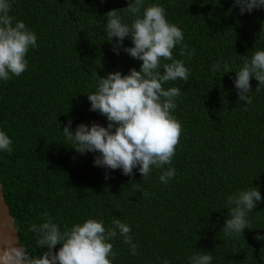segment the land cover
I'll list each match as a JSON object with an SVG mask.
<instances>
[{"label": "trees", "instance_id": "trees-1", "mask_svg": "<svg viewBox=\"0 0 264 264\" xmlns=\"http://www.w3.org/2000/svg\"><path fill=\"white\" fill-rule=\"evenodd\" d=\"M10 2L14 22L37 37L25 57L26 71L0 80V131L13 148L0 151V183L22 249L42 255L45 249L29 227L48 213L62 232L90 218L106 229L114 219L127 224L138 254L118 234L108 241L112 264H190L189 257L201 251L210 252L211 264H264V240L255 238L264 236V88L255 91L253 78L247 104L233 84L243 58L264 50V9L241 15L233 0H145V6H162L168 22L182 30L173 56L190 69L187 82L163 85L181 90L171 115L182 125L172 162L164 166L174 168L175 176L164 184V169L153 167L143 180L138 169L129 177L94 167L97 154L78 153L62 132L68 120L72 131L81 123L107 127L106 117L90 111L87 94L109 73L139 70L142 62L123 48L114 53L105 31V14L113 9L131 25L124 10L129 0ZM184 45L190 58L180 55ZM123 46L132 47L131 39ZM217 62L221 68L214 71ZM224 64L232 71L224 74ZM254 187L262 200L247 216L250 229L225 235L227 198Z\"/></svg>", "mask_w": 264, "mask_h": 264}, {"label": "clouds", "instance_id": "clouds-1", "mask_svg": "<svg viewBox=\"0 0 264 264\" xmlns=\"http://www.w3.org/2000/svg\"><path fill=\"white\" fill-rule=\"evenodd\" d=\"M233 7H238L241 15L251 14L253 10L264 9V0H233ZM124 10L133 17L131 25L122 22L118 15L120 9L105 14L107 41L112 44L115 54L119 55L123 48L131 58L141 61L139 70L132 68L127 75L119 71L109 73L99 79L94 93L87 94L90 111L106 117L107 127L95 122L91 126L81 123L72 131V121L68 120L62 132L78 153L97 154L94 167L119 169L129 177L134 175V169H138L144 180L153 167L164 169L165 165H170L175 155L182 125L171 112L177 107L175 101L181 90L178 87L165 89L163 85L177 79L187 82L190 69L183 60L173 56V49L182 43L184 34L178 26L168 22L162 6H145V0H129ZM10 11V0H0V80L3 81L26 71L25 57L37 43L35 33L22 21L14 22ZM125 38L131 39L132 47L123 46ZM186 48L187 45L181 48L180 55L187 54L190 58L192 53H186ZM161 60L169 63L161 64ZM243 60L242 67L235 72L233 84L238 100L251 104L252 79L258 82L255 91L264 88V50L255 51ZM220 68L219 62L213 66L214 71ZM230 71L229 65L224 64V74ZM12 150V140L0 131V151L11 153ZM174 176L175 169L169 167L162 171L159 179L167 184ZM109 178L106 174L105 179ZM129 183L133 187L137 185L132 181ZM143 195L147 196V193ZM261 200V193L255 187L229 196V218L222 228L225 235L243 234L245 229H250L247 216ZM42 219L40 224H31L29 231L37 234V245L45 250L39 257H32L26 250L13 249L18 264H112L109 257H114L115 253L108 241L118 234L130 246L132 254H138L130 227L119 219H114L111 227L106 229L103 221L90 218L71 228L65 227L63 232L48 213H43ZM255 238L264 240L259 234ZM212 259L210 252L201 251L190 256L189 262L211 264Z\"/></svg>", "mask_w": 264, "mask_h": 264}, {"label": "water", "instance_id": "water-1", "mask_svg": "<svg viewBox=\"0 0 264 264\" xmlns=\"http://www.w3.org/2000/svg\"><path fill=\"white\" fill-rule=\"evenodd\" d=\"M13 249H22L16 219L6 203L0 183V264H18Z\"/></svg>", "mask_w": 264, "mask_h": 264}]
</instances>
